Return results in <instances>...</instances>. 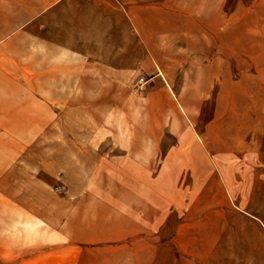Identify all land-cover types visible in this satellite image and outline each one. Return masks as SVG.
<instances>
[{
	"label": "rangeland",
	"instance_id": "obj_1",
	"mask_svg": "<svg viewBox=\"0 0 264 264\" xmlns=\"http://www.w3.org/2000/svg\"><path fill=\"white\" fill-rule=\"evenodd\" d=\"M0 264H264V0H0Z\"/></svg>",
	"mask_w": 264,
	"mask_h": 264
},
{
	"label": "crops",
	"instance_id": "obj_2",
	"mask_svg": "<svg viewBox=\"0 0 264 264\" xmlns=\"http://www.w3.org/2000/svg\"><path fill=\"white\" fill-rule=\"evenodd\" d=\"M59 7L66 11L64 4ZM83 13H86L84 7L79 2H74V6L70 8V14L71 18L75 19V22L70 25H61L55 30H139L137 13L128 12L125 14L122 11L111 13L107 10H101L97 16L91 18L88 16L84 21L85 14Z\"/></svg>",
	"mask_w": 264,
	"mask_h": 264
},
{
	"label": "built area",
	"instance_id": "obj_3",
	"mask_svg": "<svg viewBox=\"0 0 264 264\" xmlns=\"http://www.w3.org/2000/svg\"><path fill=\"white\" fill-rule=\"evenodd\" d=\"M144 85H146V81L143 77L138 78L136 81V86L141 89Z\"/></svg>",
	"mask_w": 264,
	"mask_h": 264
}]
</instances>
